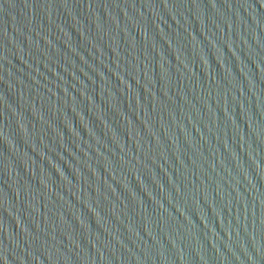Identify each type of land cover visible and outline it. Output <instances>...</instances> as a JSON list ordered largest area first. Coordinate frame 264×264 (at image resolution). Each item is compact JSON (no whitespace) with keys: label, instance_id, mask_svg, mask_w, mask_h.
Segmentation results:
<instances>
[{"label":"water","instance_id":"95a60500","mask_svg":"<svg viewBox=\"0 0 264 264\" xmlns=\"http://www.w3.org/2000/svg\"><path fill=\"white\" fill-rule=\"evenodd\" d=\"M0 264H264V0H0Z\"/></svg>","mask_w":264,"mask_h":264}]
</instances>
